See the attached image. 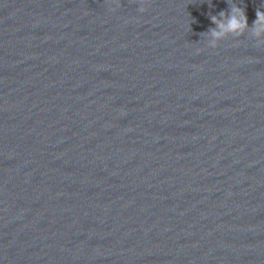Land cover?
Instances as JSON below:
<instances>
[{"label":"water","instance_id":"95a60500","mask_svg":"<svg viewBox=\"0 0 264 264\" xmlns=\"http://www.w3.org/2000/svg\"><path fill=\"white\" fill-rule=\"evenodd\" d=\"M228 4L0 0V264H264V40L209 47Z\"/></svg>","mask_w":264,"mask_h":264},{"label":"clouds","instance_id":"9594fccd","mask_svg":"<svg viewBox=\"0 0 264 264\" xmlns=\"http://www.w3.org/2000/svg\"><path fill=\"white\" fill-rule=\"evenodd\" d=\"M112 2L115 3L117 7L120 6L119 0H112ZM139 3L144 5L146 0H139ZM226 3L228 4V0H226ZM262 5H264V3H262ZM145 10L143 6L139 8L140 12H144ZM255 17L252 25L249 26L246 7L238 6L235 3H231L227 10H221L216 15H209L211 24L214 25V27H210L204 32L213 38L209 47H217L218 41L228 36L238 38L245 34L249 28H251L252 35L255 39L264 40V10H262V8H256Z\"/></svg>","mask_w":264,"mask_h":264}]
</instances>
